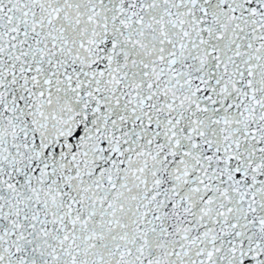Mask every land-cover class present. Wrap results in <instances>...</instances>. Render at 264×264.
Listing matches in <instances>:
<instances>
[{
	"label": "snow or ice",
	"instance_id": "snow-or-ice-1",
	"mask_svg": "<svg viewBox=\"0 0 264 264\" xmlns=\"http://www.w3.org/2000/svg\"><path fill=\"white\" fill-rule=\"evenodd\" d=\"M0 264H264V0H0Z\"/></svg>",
	"mask_w": 264,
	"mask_h": 264
}]
</instances>
